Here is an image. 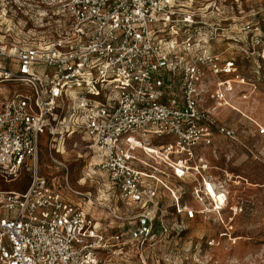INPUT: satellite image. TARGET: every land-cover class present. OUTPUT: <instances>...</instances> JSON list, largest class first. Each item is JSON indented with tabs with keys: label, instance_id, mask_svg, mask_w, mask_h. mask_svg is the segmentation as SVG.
I'll list each match as a JSON object with an SVG mask.
<instances>
[{
	"label": "built area",
	"instance_id": "2783aa9c",
	"mask_svg": "<svg viewBox=\"0 0 264 264\" xmlns=\"http://www.w3.org/2000/svg\"><path fill=\"white\" fill-rule=\"evenodd\" d=\"M245 1L59 0L65 21L51 39L0 49L10 61L0 62V82L17 85L0 110V173L33 171L28 188L0 193V264H118L113 249L157 236L148 208L162 187L174 190L138 151L152 146L183 177L209 169L201 151L217 135L240 141L217 111L255 87L235 52L257 58L264 72V0ZM215 39L229 40V51L213 48ZM45 135L55 150L67 138L86 139L119 199L140 209L137 226L108 236L42 176ZM164 136L172 140L153 142ZM176 206L197 213L179 199Z\"/></svg>",
	"mask_w": 264,
	"mask_h": 264
},
{
	"label": "rangeland",
	"instance_id": "374dc122",
	"mask_svg": "<svg viewBox=\"0 0 264 264\" xmlns=\"http://www.w3.org/2000/svg\"><path fill=\"white\" fill-rule=\"evenodd\" d=\"M58 1L0 0V49H6V44L14 48L24 39H51L53 30L65 21ZM227 42L215 39L212 46L229 51ZM234 56L239 70L255 87L248 88L247 98H237L233 108L219 109L217 116L219 123L238 130L240 141L217 135L214 145L201 151L209 169L202 175L191 171L183 177H177L149 153L154 149L138 151L174 192L162 187L155 204L148 208L157 236L143 247L125 246L123 254L120 248L113 249L111 255L120 264H264V134L259 132L264 127V72L257 58H246L239 52ZM6 86L17 87L12 83ZM0 88L6 95L1 82ZM4 95L0 94V101ZM171 140L164 136L153 142ZM97 161L86 139L67 138L65 143L60 142L59 150L51 147L47 135L42 139L40 174L51 179L73 202L81 203L108 236L128 231L137 226L140 209L119 199L107 174L93 165ZM138 165L144 170L142 164ZM32 173L26 168L15 179L0 173V193L25 190ZM177 199L181 205L197 210L195 217L177 212Z\"/></svg>",
	"mask_w": 264,
	"mask_h": 264
},
{
	"label": "crops",
	"instance_id": "0c3cea01",
	"mask_svg": "<svg viewBox=\"0 0 264 264\" xmlns=\"http://www.w3.org/2000/svg\"><path fill=\"white\" fill-rule=\"evenodd\" d=\"M249 1L250 0H247V1H245V3L246 4H248L249 3ZM261 1V0H260ZM1 46V45H0ZM10 48H12L11 46H7V44H6V49L8 50V49H10ZM5 49V48H4ZM0 62H2V63H4V64H8L10 61L8 60V59H4V60H0ZM1 83H3V85H4V87L6 88V91H7V94L6 95H4V91L3 90H1V88H0V94H2V95H4V97H3V99H2V101H0V110L2 109V107H3V103H4V101H6L8 98H10L16 91H17V87H15V88H10L9 86H6V84H11V82H1ZM12 84H14V83H12ZM23 191V190H22ZM126 247H124V249H125ZM124 249H122V250H120V252H121V254H123V250ZM116 260H117V258H116ZM117 262H118V260H117ZM118 264H120V262H118Z\"/></svg>",
	"mask_w": 264,
	"mask_h": 264
},
{
	"label": "bare ground",
	"instance_id": "6f19581e",
	"mask_svg": "<svg viewBox=\"0 0 264 264\" xmlns=\"http://www.w3.org/2000/svg\"><path fill=\"white\" fill-rule=\"evenodd\" d=\"M149 149H154L153 147H151V146H147ZM155 150V149H154Z\"/></svg>",
	"mask_w": 264,
	"mask_h": 264
}]
</instances>
